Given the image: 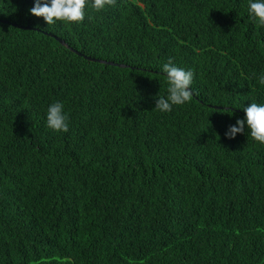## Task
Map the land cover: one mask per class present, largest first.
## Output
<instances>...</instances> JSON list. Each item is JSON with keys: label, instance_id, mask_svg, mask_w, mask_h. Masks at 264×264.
Listing matches in <instances>:
<instances>
[{"label": "trees", "instance_id": "1", "mask_svg": "<svg viewBox=\"0 0 264 264\" xmlns=\"http://www.w3.org/2000/svg\"><path fill=\"white\" fill-rule=\"evenodd\" d=\"M34 2L0 0V264H264V145L225 136L264 104L249 0ZM169 58L193 96L162 113Z\"/></svg>", "mask_w": 264, "mask_h": 264}, {"label": "clouds", "instance_id": "2", "mask_svg": "<svg viewBox=\"0 0 264 264\" xmlns=\"http://www.w3.org/2000/svg\"><path fill=\"white\" fill-rule=\"evenodd\" d=\"M117 0H35L34 6L29 10L36 17H42L47 25L56 24L57 21L66 24H79L85 19V9L90 7L94 12H101L106 7H115ZM248 14L260 26H264V0H249ZM92 19L91 16L88 17ZM162 71L166 74L168 83L167 95L155 100V109L160 112H170L173 105H183L190 102L193 96L191 84L193 72L175 66L171 58L162 65ZM261 85H264V73L258 77ZM228 111V110H225ZM243 118L237 119L236 124L230 125L225 132L229 139L235 138L237 133L245 132V125L250 137L261 145H264V104L251 103L243 108ZM69 117L64 112L62 102H54L47 108V127L56 132L69 131Z\"/></svg>", "mask_w": 264, "mask_h": 264}, {"label": "water", "instance_id": "3", "mask_svg": "<svg viewBox=\"0 0 264 264\" xmlns=\"http://www.w3.org/2000/svg\"><path fill=\"white\" fill-rule=\"evenodd\" d=\"M59 41H61L59 38H57ZM100 61H104V60H100Z\"/></svg>", "mask_w": 264, "mask_h": 264}]
</instances>
